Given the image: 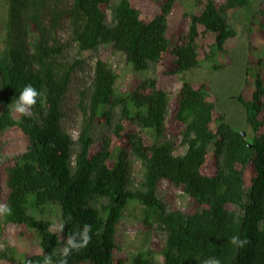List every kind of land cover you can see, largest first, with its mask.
I'll return each instance as SVG.
<instances>
[{"label":"trees","instance_id":"obj_1","mask_svg":"<svg viewBox=\"0 0 264 264\" xmlns=\"http://www.w3.org/2000/svg\"><path fill=\"white\" fill-rule=\"evenodd\" d=\"M8 1L7 34L0 52V134L13 128L27 139L28 147L0 162V204L11 210L0 214V261L16 260L14 245L6 242L1 247L2 237L13 227L40 239L43 254L24 255V264H41L48 254L56 261L61 235L49 228L56 224L51 214H57L66 239L91 225V242L72 251L68 264H154L150 250L126 258L120 253L119 226L136 204L146 227L159 224L167 232L163 264H204L209 258L220 264H264L261 74L252 98L239 97L255 132L252 140L220 112L208 82L187 78L174 97L167 139L168 92L148 77L132 92L121 93L116 86L119 74L103 58L96 61L91 87L82 92L87 118L77 140L63 123V104L80 65L79 60L68 59V46L75 45L79 53L110 46L126 55L135 72L161 65L166 75L185 77L203 61H215L219 53L227 52L228 41L238 35L231 13L250 0H197L201 11L187 14V26L176 37L169 17L178 0H162L152 19L144 18L133 0H73L68 10H49L48 0ZM65 16L71 20L68 43L56 37ZM207 38L210 42L203 43ZM29 83L43 95L30 116H19L9 106ZM116 109L112 132L97 147L92 126L111 122ZM179 136L185 148L180 154L175 146ZM129 153L144 168L137 188L132 187ZM164 181L192 198L195 207L168 209L159 195ZM234 236L247 243L232 245Z\"/></svg>","mask_w":264,"mask_h":264},{"label":"rangeland","instance_id":"obj_2","mask_svg":"<svg viewBox=\"0 0 264 264\" xmlns=\"http://www.w3.org/2000/svg\"><path fill=\"white\" fill-rule=\"evenodd\" d=\"M162 0H133L141 10L144 18L152 19L159 11V3ZM206 1V0H203ZM8 0H0V52L4 48L7 34ZM73 6V0H48L46 8L49 10L57 7L59 10H68ZM201 8L197 6V0H178L169 17L171 34L176 37L177 32L187 26V14L199 13ZM109 21L112 20V12L108 10ZM51 15L47 16L46 23L49 27ZM231 23L238 30L236 38L227 43V52L219 53L215 61H203L202 65L181 75L168 76L164 73V67L159 65L151 71L135 72L133 66L127 62L126 55L114 51L110 46H102L99 50L79 53L75 45L68 46L66 53L71 61L79 60L80 65L75 72L70 91L63 104L64 127L78 139L87 116L85 115L82 100V92L91 87L94 79V67L98 58L107 61L119 74L117 89L121 93L132 92L145 78H155L160 87L167 91L171 100V107L167 115V139H171L170 128L173 124L172 114L175 111L174 97L180 90L184 78L194 82H208L210 93L216 100L220 112L224 113L228 122L236 129L246 132L249 140L254 138L255 132L247 120V112L239 97L250 99L256 89L258 74L264 78V0H250V4L231 13ZM71 20L68 16L62 18L60 27L56 31V37L62 43L71 40ZM210 39L203 40L209 43ZM214 64H221L223 68L215 69ZM111 122H96L91 129V135L99 147L103 140L112 132L118 118V109L113 112ZM177 131L182 126L176 125ZM176 153H184L182 138L175 140ZM27 139L17 130L8 129L0 134V162L4 163L21 151H26ZM119 148L116 150L114 160L118 158ZM130 164V178L132 187H139L144 174L142 161L132 154H127ZM213 172V167L209 168ZM160 197L165 201L168 209L194 208V201L182 190L171 187L166 181L162 182L159 190ZM56 225H59L57 214H51ZM143 212L140 205L133 204L126 211L122 219L118 236L120 253L123 257H131L138 251H151L154 264H163L164 259L161 249L167 240V232L155 224L146 227L142 221ZM60 248L66 245L67 239L62 231ZM6 242L17 248L16 260L9 263L1 260L0 264H24V255H42L40 239L34 233L21 234L20 227H13L7 236L2 237L1 247L5 248Z\"/></svg>","mask_w":264,"mask_h":264},{"label":"clouds","instance_id":"obj_3","mask_svg":"<svg viewBox=\"0 0 264 264\" xmlns=\"http://www.w3.org/2000/svg\"><path fill=\"white\" fill-rule=\"evenodd\" d=\"M42 93L38 92L32 84H27L21 90L19 96L15 98L9 110L14 112L19 116H30L32 114L31 110L36 105L38 98L42 97ZM10 208L5 204H0V214H10ZM64 228L63 224H53L49 231H62ZM91 225L85 224L83 228L76 229L71 235L67 237L66 245L58 249L59 258L54 261L53 255L48 254L43 256L41 264H68L67 257L72 253V251H80L86 248L91 242ZM230 243L239 247H243L247 243L246 240H241L238 236H234ZM28 264H32L31 261ZM204 264H220V261L216 258H209L204 262Z\"/></svg>","mask_w":264,"mask_h":264},{"label":"water","instance_id":"obj_4","mask_svg":"<svg viewBox=\"0 0 264 264\" xmlns=\"http://www.w3.org/2000/svg\"><path fill=\"white\" fill-rule=\"evenodd\" d=\"M243 134L245 135V134H246V132H243Z\"/></svg>","mask_w":264,"mask_h":264}]
</instances>
